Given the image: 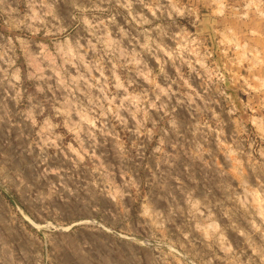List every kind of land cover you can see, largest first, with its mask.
<instances>
[{
	"label": "rangeland",
	"instance_id": "rangeland-1",
	"mask_svg": "<svg viewBox=\"0 0 264 264\" xmlns=\"http://www.w3.org/2000/svg\"><path fill=\"white\" fill-rule=\"evenodd\" d=\"M0 264H264V0H0Z\"/></svg>",
	"mask_w": 264,
	"mask_h": 264
}]
</instances>
